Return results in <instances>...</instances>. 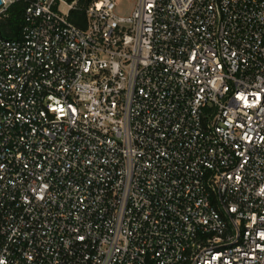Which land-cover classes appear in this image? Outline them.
Masks as SVG:
<instances>
[{"label": "built area", "instance_id": "obj_1", "mask_svg": "<svg viewBox=\"0 0 264 264\" xmlns=\"http://www.w3.org/2000/svg\"><path fill=\"white\" fill-rule=\"evenodd\" d=\"M117 1L0 0V264H264V0Z\"/></svg>", "mask_w": 264, "mask_h": 264}, {"label": "trees", "instance_id": "obj_2", "mask_svg": "<svg viewBox=\"0 0 264 264\" xmlns=\"http://www.w3.org/2000/svg\"><path fill=\"white\" fill-rule=\"evenodd\" d=\"M92 0H79L78 10L71 14V21L77 25L84 26L85 10ZM23 6L16 5L12 8L11 18L3 23L2 27L8 32V37H16L22 24Z\"/></svg>", "mask_w": 264, "mask_h": 264}, {"label": "rangeland", "instance_id": "obj_3", "mask_svg": "<svg viewBox=\"0 0 264 264\" xmlns=\"http://www.w3.org/2000/svg\"><path fill=\"white\" fill-rule=\"evenodd\" d=\"M138 0H118L116 14L119 16H129L136 8Z\"/></svg>", "mask_w": 264, "mask_h": 264}, {"label": "water", "instance_id": "obj_4", "mask_svg": "<svg viewBox=\"0 0 264 264\" xmlns=\"http://www.w3.org/2000/svg\"><path fill=\"white\" fill-rule=\"evenodd\" d=\"M67 2H72L73 0H66Z\"/></svg>", "mask_w": 264, "mask_h": 264}]
</instances>
